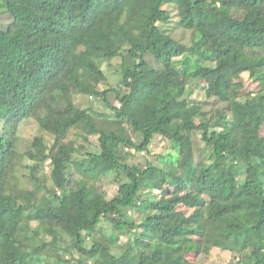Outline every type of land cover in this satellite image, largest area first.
<instances>
[{"label":"trees","instance_id":"obj_1","mask_svg":"<svg viewBox=\"0 0 264 264\" xmlns=\"http://www.w3.org/2000/svg\"><path fill=\"white\" fill-rule=\"evenodd\" d=\"M171 6L190 44L168 31ZM29 121L54 141L19 153ZM157 138L174 163L141 156ZM216 250L264 264V0H0V264H198Z\"/></svg>","mask_w":264,"mask_h":264},{"label":"rangeland","instance_id":"obj_2","mask_svg":"<svg viewBox=\"0 0 264 264\" xmlns=\"http://www.w3.org/2000/svg\"><path fill=\"white\" fill-rule=\"evenodd\" d=\"M167 9H169L173 15V20L170 26H168V31L176 41H182L184 43L190 44L191 34L189 32L184 31L182 28L178 26L179 18L177 16L176 8L174 6H171V7H167ZM152 59L153 57H148V60L153 61ZM103 68L109 78L110 85L117 86L122 76L121 60L116 59L109 64H105ZM246 89L248 92H254L256 90V85H252L248 82L246 83L245 87H236L234 94L235 95L239 94L243 96L246 93ZM110 99L111 101L116 102L114 95H110ZM193 99L197 100L198 102H203L205 99L204 91L202 89H198L197 92H195ZM78 101L80 102L82 107H85L89 104L88 100L82 96L79 97ZM94 106L98 111L109 113V111L106 110V108L103 106V104L100 101L95 102ZM212 106L213 105L211 104V107ZM108 123L109 121H107L104 118H101L98 122V125L107 126ZM38 135L44 137L48 145H52L54 138L48 134L42 133L34 121H29L28 123L23 125L20 131L21 145L19 148L20 151L19 153H22L27 149H29L31 147L34 137ZM70 140L81 142L85 145L86 148L91 150L94 148V146L96 147L97 145L96 137H89V141L86 142L84 140V133L80 131H75L71 135ZM195 148H196V159L197 160L201 159L202 158L201 155H203V147L199 138L195 139ZM141 156L146 157L149 160L154 161L160 165H165L167 163L168 164L174 163L176 161L177 153L169 142L165 141L163 138H157L156 140H154V143L150 148V154L145 152ZM23 164L32 165V163L30 162V160L27 159V157L24 159ZM39 176L43 178L46 177L48 179L47 181L48 185L52 187V182L49 178L50 170L48 166H45L42 172H39ZM23 179H24L22 182L23 185L27 186L29 189H33V185H31V183L28 182L27 179L25 178ZM103 188L108 193V199H112L116 194V191L118 189V184L113 181V177H109V179L103 183ZM180 209H182V207H180ZM103 227L104 228L99 233V236L97 235L96 237H99V239L101 240L105 239L112 241L114 239V235L111 232V229L107 226H103ZM25 230L29 233L30 228L27 226L25 227ZM128 241L129 240L127 236L121 237L120 241L116 245L111 246L112 251L118 256L124 254L126 252V245L128 244ZM62 246L66 247V244L63 243ZM70 257L73 260L72 264H78L79 261L86 262V258L82 257L80 254L76 252H73V255L71 256L70 255L66 256V259H69ZM192 260L196 261L197 259L196 257H192ZM231 260H232V256L229 253H224L216 250L212 253L211 256L199 257L198 264H228ZM122 263L123 262H121V264ZM89 264H93V263L89 261ZM100 264L103 263L100 262Z\"/></svg>","mask_w":264,"mask_h":264},{"label":"built area","instance_id":"obj_3","mask_svg":"<svg viewBox=\"0 0 264 264\" xmlns=\"http://www.w3.org/2000/svg\"><path fill=\"white\" fill-rule=\"evenodd\" d=\"M119 107H120V105H119Z\"/></svg>","mask_w":264,"mask_h":264}]
</instances>
